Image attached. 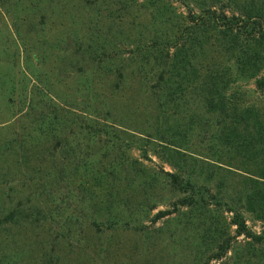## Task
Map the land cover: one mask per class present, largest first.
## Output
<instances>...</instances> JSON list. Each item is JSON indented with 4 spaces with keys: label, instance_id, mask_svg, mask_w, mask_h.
<instances>
[{
    "label": "rangeland",
    "instance_id": "1",
    "mask_svg": "<svg viewBox=\"0 0 264 264\" xmlns=\"http://www.w3.org/2000/svg\"><path fill=\"white\" fill-rule=\"evenodd\" d=\"M111 8L114 32L148 28L145 13L119 24ZM86 12L77 0H0V264H185L183 230L149 222L170 197L156 106L129 67L117 78L76 56ZM239 86L254 96L251 80ZM69 112L114 136L70 132ZM128 207L145 210L146 234L123 224L136 218Z\"/></svg>",
    "mask_w": 264,
    "mask_h": 264
},
{
    "label": "trees",
    "instance_id": "2",
    "mask_svg": "<svg viewBox=\"0 0 264 264\" xmlns=\"http://www.w3.org/2000/svg\"><path fill=\"white\" fill-rule=\"evenodd\" d=\"M77 1L88 19L73 30L76 56L117 78L129 67L156 106L152 129L170 168L161 180L170 197L149 222L165 217L183 230L185 264H264V0ZM111 7L119 24L145 13L148 28L137 22L114 32ZM243 80L252 81L253 97ZM69 115L74 134L114 136ZM128 210L136 218L123 224L137 221L135 232L146 234L138 221L145 210Z\"/></svg>",
    "mask_w": 264,
    "mask_h": 264
}]
</instances>
